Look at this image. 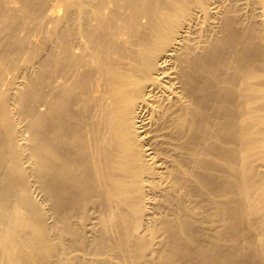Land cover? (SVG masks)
<instances>
[{
	"label": "bare ground",
	"instance_id": "obj_1",
	"mask_svg": "<svg viewBox=\"0 0 264 264\" xmlns=\"http://www.w3.org/2000/svg\"><path fill=\"white\" fill-rule=\"evenodd\" d=\"M0 264H264V0H0Z\"/></svg>",
	"mask_w": 264,
	"mask_h": 264
},
{
	"label": "rangeland",
	"instance_id": "obj_2",
	"mask_svg": "<svg viewBox=\"0 0 264 264\" xmlns=\"http://www.w3.org/2000/svg\"><path fill=\"white\" fill-rule=\"evenodd\" d=\"M249 10L253 11L255 10V6L252 4V2L249 1Z\"/></svg>",
	"mask_w": 264,
	"mask_h": 264
}]
</instances>
